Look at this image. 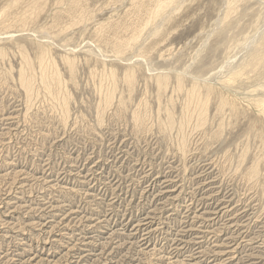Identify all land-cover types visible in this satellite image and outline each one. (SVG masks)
<instances>
[{"label":"rangeland","instance_id":"obj_1","mask_svg":"<svg viewBox=\"0 0 264 264\" xmlns=\"http://www.w3.org/2000/svg\"><path fill=\"white\" fill-rule=\"evenodd\" d=\"M35 1L0 0V264H264V0Z\"/></svg>","mask_w":264,"mask_h":264},{"label":"bare ground","instance_id":"obj_2","mask_svg":"<svg viewBox=\"0 0 264 264\" xmlns=\"http://www.w3.org/2000/svg\"><path fill=\"white\" fill-rule=\"evenodd\" d=\"M229 1V0H228ZM32 2V1H31ZM35 0H34V4H35ZM37 2H39V1H37ZM238 2V1H237ZM13 4V3H12ZM37 4V3H36ZM226 4V3H225ZM30 5H31V3H30ZM236 6V5H235ZM29 7H32V6H29ZM230 7V6H229ZM228 7V8H229ZM25 8H27V7H25ZM149 8V7H148ZM227 9V8H226ZM230 9V8H229ZM141 10V9H140ZM239 11V10H238ZM33 13V12H32ZM150 14V13H149ZM230 14V13H229ZM147 16H149V15H147ZM228 19H229V17H228ZM145 24V23H144ZM258 36V35H257ZM258 38V37H257ZM256 38V39H257ZM48 39V38H47ZM139 40V39H138ZM256 43H255V45H254V53H253V55H252V57H251V59L248 61V62H246V63H244L243 64V68L244 67H246V69H247V67H249V66H253V67H255V65H262L263 63H264V30L263 31H261V33H260V35H259V38L257 39V41H255ZM260 65V66H261ZM253 67H251V68H253ZM262 67V66H261ZM256 68V67H255ZM259 68V67H258ZM254 69V68H253ZM259 72V71H258ZM242 73V72H241ZM258 74V73H257ZM239 75V74H238ZM242 75V74H241ZM197 80V79H196ZM26 82V81H25ZM180 84H181V82H180ZM180 87V86H179Z\"/></svg>","mask_w":264,"mask_h":264}]
</instances>
